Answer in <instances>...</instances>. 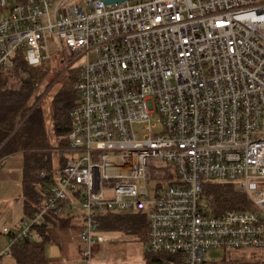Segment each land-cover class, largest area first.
<instances>
[{"label":"built area","instance_id":"obj_1","mask_svg":"<svg viewBox=\"0 0 264 264\" xmlns=\"http://www.w3.org/2000/svg\"><path fill=\"white\" fill-rule=\"evenodd\" d=\"M0 8V74L21 48L31 66L54 47L79 63L67 159L39 211L3 228L10 246L40 239L45 215L66 206L81 212L86 264L107 241L102 216L131 210L145 216L148 253L198 264L210 249L264 251V0ZM209 180L235 182L254 209L207 215Z\"/></svg>","mask_w":264,"mask_h":264},{"label":"trees","instance_id":"obj_2","mask_svg":"<svg viewBox=\"0 0 264 264\" xmlns=\"http://www.w3.org/2000/svg\"><path fill=\"white\" fill-rule=\"evenodd\" d=\"M4 12L0 8V14ZM12 66L0 74V160L21 152L24 157L23 195L25 197V215L39 211L45 202L50 187L54 183L51 158L48 160L50 139L48 137L43 114L34 110L25 120L31 109L33 97L37 92L42 63L36 66L28 64L24 50L19 49L12 57ZM78 69L65 71L61 85L51 103V119L57 148L68 145V136L72 129L70 117L80 102L76 83L79 79ZM21 124V125H20ZM20 125V126H19ZM66 149V148H65ZM61 167L68 154L62 152ZM42 172H48L46 177ZM202 198L207 205V215H218L230 209H253L250 202L238 185L232 181L209 180L203 186ZM68 201L63 204L67 205ZM102 229L124 231L144 240L148 228L145 216L141 211L108 212L102 216ZM43 227L37 230L43 234ZM48 235L40 239H25L11 245L9 254L15 264H58L51 260L45 249ZM146 243V240H144ZM147 264H184L182 255L168 253H148Z\"/></svg>","mask_w":264,"mask_h":264},{"label":"rangeland","instance_id":"obj_3","mask_svg":"<svg viewBox=\"0 0 264 264\" xmlns=\"http://www.w3.org/2000/svg\"><path fill=\"white\" fill-rule=\"evenodd\" d=\"M7 1L14 3V0ZM7 13L8 10H5V14ZM56 51L57 49L54 47V54L50 60L43 62L40 67L42 71L37 82V92L40 91L42 94L40 96L37 93L35 94L31 109L24 118L25 120L34 110H36V114L40 112L43 114L46 131L50 139L49 146L51 147L47 152V157L48 160L51 158L53 170L61 167L62 155L60 154L65 152L67 146L57 148L58 141L54 136L53 122L51 119V103L66 74L65 71L70 68L78 69L79 64L78 62L74 63L73 67H71V65L63 62L61 57L56 56ZM70 58L73 60L74 57L71 56ZM23 165L24 157L21 152L14 153L0 160V209H4V206L8 202H13L15 198L19 197L21 191L19 175L22 173ZM55 177L57 178L56 175ZM249 207L254 209L252 204ZM73 211L79 212L77 209ZM103 235L107 238V241L98 244L94 248L93 264H147L145 257L148 252L144 241L147 240L146 235L144 240L136 235L118 230L104 232ZM45 249L48 257L60 263L58 259L62 254L56 244L47 242ZM11 257L5 256L3 262L5 264H13ZM79 258L81 261H84L81 255L77 254L76 259L79 260ZM84 263L86 264L85 261ZM198 264H264V251H225L223 249H210L206 252L205 262Z\"/></svg>","mask_w":264,"mask_h":264},{"label":"crops","instance_id":"obj_4","mask_svg":"<svg viewBox=\"0 0 264 264\" xmlns=\"http://www.w3.org/2000/svg\"><path fill=\"white\" fill-rule=\"evenodd\" d=\"M59 168L61 167H58L57 169ZM57 169L53 171H56ZM19 176L21 183V191L19 197L15 198L13 202H8L4 206V209H0V253H3L7 251L8 248H10L9 236L3 231V228H18L20 227L22 219L25 217V197L23 195V168L22 173ZM53 179L55 182L57 181V178L55 176H53ZM42 227L43 234L40 235H48L47 242L56 244L59 248L60 253L62 254V256L58 259L60 261V263L58 264H84V262L81 261L80 258L79 260L76 259L77 254L81 255L80 232L82 228V216L80 211H71L66 206H64L61 212H59L58 214H54L51 212L46 214ZM5 256L11 257L9 252L3 254L0 264H5L3 262ZM11 258L13 259V257ZM12 261L13 264H15L14 259Z\"/></svg>","mask_w":264,"mask_h":264},{"label":"water","instance_id":"obj_5","mask_svg":"<svg viewBox=\"0 0 264 264\" xmlns=\"http://www.w3.org/2000/svg\"><path fill=\"white\" fill-rule=\"evenodd\" d=\"M103 1L105 4H113V3H119L124 1H132V0H100Z\"/></svg>","mask_w":264,"mask_h":264}]
</instances>
